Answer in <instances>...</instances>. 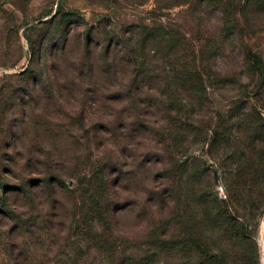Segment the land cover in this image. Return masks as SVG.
<instances>
[{
    "label": "trees",
    "instance_id": "trees-1",
    "mask_svg": "<svg viewBox=\"0 0 264 264\" xmlns=\"http://www.w3.org/2000/svg\"><path fill=\"white\" fill-rule=\"evenodd\" d=\"M147 1L137 0L140 5ZM156 1L161 9L188 6L200 21L207 14H219V35L190 52L179 25L140 24L116 30L105 19L85 30L80 57L55 59L54 73L48 76L40 66L44 45L53 41L57 53L66 55L78 15L60 12L44 23L54 26L47 27L36 66L26 78L42 88L50 83L59 92L66 87L78 90L82 98L102 93L101 98H88L87 111L96 103L118 109L104 112L100 120L90 119L93 113L87 119L83 110L81 121L72 125L79 124L88 138L90 168L77 190L65 182V162L59 168L45 153L36 160L42 167L39 178L23 180L20 188L29 210L9 208L5 198L0 213L37 246L40 226L35 209L40 205L55 209L60 204L58 189L70 196L66 228L70 251L59 255L56 264H259L249 222L264 212L261 115L244 100L217 117L210 150L225 168L224 199L213 189L207 166L201 168L188 155L202 141L213 117L208 81L222 90L247 91L244 78H261V54L248 47L243 72L223 74L216 69V59L234 40L239 15L247 27L261 32L264 0ZM133 206L143 209L145 224L128 232L120 215Z\"/></svg>",
    "mask_w": 264,
    "mask_h": 264
},
{
    "label": "rangeland",
    "instance_id": "rangeland-1",
    "mask_svg": "<svg viewBox=\"0 0 264 264\" xmlns=\"http://www.w3.org/2000/svg\"><path fill=\"white\" fill-rule=\"evenodd\" d=\"M60 12L74 13L78 18L70 28L66 55L61 57L57 53L54 49L57 43H45L40 66L47 69L48 76L54 73L55 59L58 62L59 59L80 57L85 30L100 25V21L105 19L111 20L116 30L140 24L179 25L187 35L190 52L200 50L213 34L214 37L219 35L216 32L219 31V14H207L200 21L188 6L161 9L156 0H148L143 5L138 4L137 0H0V204L6 198L9 208L20 212L29 210L20 190L23 180L39 178L42 167L36 160L45 153L59 168L62 166L59 164L65 162V182L72 190L79 188V181L90 168L86 161L87 134L85 130H80L79 124L72 125L77 120L81 121L83 110H90L88 98H101L102 93L97 97L85 94V98H82L78 90L71 91L66 87L59 92L55 87L48 86L50 83L42 88L26 78L31 75L29 71L35 68V56L42 49V39L49 27L44 23ZM238 19L239 29L234 40L228 42L226 53L216 59V69L223 74L243 72L245 49L248 47L254 53L261 54V78L253 81L244 78V82L249 83L247 91L222 90L213 81H208L213 117L205 125L202 141L188 155L201 168L207 166L213 189L223 199L226 197L223 181L225 168L220 159H216L218 154L210 150L218 115L226 116L239 105V101L247 100L248 108L261 115V137L264 135V10H261V32L247 27L242 15ZM96 52L98 49L92 50V57H96ZM93 63L97 70V62ZM111 106L109 103H96L91 112L86 110L85 115L88 119L93 113L90 119L100 120L104 112L114 113V109H118L117 105ZM219 129L222 130L221 127ZM263 143L261 152H264ZM38 195L39 199L43 198L39 191ZM58 200L60 204H56L55 209L49 205H40L35 209L40 226L36 229L38 235L35 233L37 246L14 227L13 221L0 213V264H56L59 255L64 257L70 251L66 228L73 199L58 189ZM142 216L143 209L133 206L121 213L120 221L125 230L135 232L145 224ZM249 228L257 247L259 264H264L262 210L257 219L249 222ZM26 253L29 257L25 256Z\"/></svg>",
    "mask_w": 264,
    "mask_h": 264
}]
</instances>
